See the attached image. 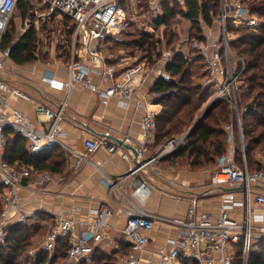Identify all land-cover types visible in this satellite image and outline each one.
<instances>
[{
	"label": "built area",
	"instance_id": "built-area-1",
	"mask_svg": "<svg viewBox=\"0 0 264 264\" xmlns=\"http://www.w3.org/2000/svg\"><path fill=\"white\" fill-rule=\"evenodd\" d=\"M29 5L24 14L25 28L48 23L57 17L70 19L71 39L68 46L69 59L65 64L66 75L56 76L53 71L43 75L50 88L63 90L65 97L58 100L57 107L52 109L43 103L36 102L31 95L8 82L0 75V244L4 242L9 226L13 221L23 222L27 209L20 193L25 169L9 163L4 155L9 133L15 134L27 142L31 153L56 147L67 153L66 167L78 171L84 164L92 165L101 173L105 186V199L92 209V215L86 219L66 216L56 217L50 223L42 249L48 256L53 255L54 245L58 239H66L68 246L65 255L58 264H77L93 251L95 243L106 236L109 220L113 215L114 198L110 192L119 189L122 177H111L100 168V163L90 156L103 146L109 154L119 151L120 145L107 142L104 138L84 137L82 150L68 141V133L63 131L61 123L67 106V94L73 86L80 85L97 93L101 97H118L130 99L135 89L144 83L153 70L149 59L134 60L125 66L118 67L107 61V43L120 41L133 20L126 4L132 5L135 0H26ZM159 0L153 1L154 12L159 14ZM18 0H0V40L11 17L18 9ZM159 4V5H158ZM208 11L214 9L213 2L207 3ZM220 25V38L201 39L192 35H183L181 42L192 55L201 59L204 77L202 83L214 91L208 97L226 98L236 120L237 133L240 138V162L229 157L219 164L211 175V183L222 185L233 183L242 185L240 198H225L217 215L206 211H197L190 207L181 217H169L155 212L145 211L132 205V212L127 215L120 231L130 241L132 250H142L147 242V233L158 221L173 225L179 229V236L168 240L169 247L160 252L155 259H142L136 256L122 258V264H234V255L248 264L249 256L259 242H264V159L258 169L247 166L243 131L239 120L236 88L240 73L245 67L244 59L233 53L229 46L230 34L226 29L228 20L236 25L255 29L260 19L249 14L242 0H219V12L216 16ZM56 21L54 22V24ZM80 50L82 51L81 55ZM0 69L5 67V58L9 56V47L0 49ZM155 61L156 52L150 54ZM237 62L234 66L233 61ZM22 99L34 102L37 122L34 123L13 100ZM243 107L241 110H245ZM142 151L154 136L156 128L155 111L146 109L140 118ZM223 128L232 134V123H224ZM188 131L169 139L161 149L160 155L185 144ZM122 158H129V151L120 152ZM159 156V155H158ZM156 156H151L154 160ZM221 159V158H220ZM219 159V160H220ZM144 164L134 165L131 171L140 169ZM78 226V232L68 235ZM37 250H29L35 255Z\"/></svg>",
	"mask_w": 264,
	"mask_h": 264
},
{
	"label": "crops",
	"instance_id": "crops-1",
	"mask_svg": "<svg viewBox=\"0 0 264 264\" xmlns=\"http://www.w3.org/2000/svg\"><path fill=\"white\" fill-rule=\"evenodd\" d=\"M153 1L149 0V2ZM138 2L139 0H135L136 4ZM152 7L154 12L155 7ZM159 8L161 10V4ZM159 14L154 12L152 17L154 18ZM181 19L184 28L181 29L176 25L177 40L171 48H166L162 35L157 37L155 32L152 33L153 37L161 40L159 52L162 55L154 64L152 63L153 70L150 72L149 77L135 89L130 99L101 97L80 85L73 86L67 94V106L61 123L62 130L68 133L69 143L82 150V139L87 136L104 138L107 142H112L109 138L99 136L91 131L94 130L119 137L130 144L140 145L141 129L139 122L143 113L148 108L155 111V116L161 111V104L157 102L150 90L152 83L160 75L169 77L165 70V65L172 54L180 52L184 56H189L191 52L181 42L183 35H191L190 21L184 18ZM55 21L56 23L54 24ZM70 23V19L67 17H57L48 23L41 22L40 24L47 28L45 30L54 29L53 33L49 31L50 36L46 34L47 37L43 39L48 38L47 40L53 46H66L68 51L71 39ZM159 26L155 28L158 29ZM200 26L202 29L200 33L201 39L218 40L220 38V25L215 16H212L209 22L201 20ZM136 35L131 24L128 31L123 33L120 41H109L106 45L108 51L107 61L122 67L131 61L141 60L142 58H138V53L140 54L142 51L135 45L128 44ZM231 36L232 34L230 33ZM112 44H114L113 47L120 46L121 49H126V53L118 52L114 57H110L109 53ZM47 51L49 50L47 49ZM79 53L78 55H81L82 51L80 50ZM54 56L56 59H62L64 54L56 50ZM0 58H2L1 52ZM4 61L5 67L0 69V75L5 77L10 84L27 92L36 102L55 109L58 100L65 97L63 90L50 88L46 80L43 79V75L49 71H53L56 76H65V65L54 67L50 64L39 63L29 67L28 70H20L18 74L23 79L22 81H16L11 80L10 75L7 76L4 71L9 67V71L12 74H16L15 72L19 71L14 66L21 64L15 63L10 56L6 57ZM233 63L234 66L238 65L235 60ZM203 77L204 75H200L197 80L202 81ZM13 104L21 109L34 123H38L34 102L17 99L13 100ZM226 123L233 122L227 121ZM232 132V134L227 132L228 144L226 152L231 154V158H234L232 154L235 147L240 146V138L237 128L233 124ZM237 141H239V145ZM154 142H156L155 132L139 160L147 158L150 145ZM24 143L27 147V142L24 141ZM124 149L120 147L119 151L109 154L105 147L99 146L90 156L93 161L100 163V168L105 174L111 177H122L118 186L123 194L121 195L115 190L110 192L115 200L112 205L113 215L109 220L106 236L96 242L93 248V250L101 249L106 252L115 264H122V258L127 256L155 259L160 252L169 247V238L180 234L177 227L156 221L147 233L148 238L143 249L139 251L132 250L130 241L120 231V227L127 215L132 212V205L145 211L169 217H181L185 215L190 207L197 211H206L215 216L219 212L223 199H235L242 196V191L236 184H212L211 175L214 171L212 166H206L200 170H192L184 159L182 161L186 162L181 168L165 171L163 180L147 176L146 168L152 164L151 160L140 169L131 171L135 162L130 152L129 158L121 157L120 152ZM63 155L66 159L67 153L65 151H63ZM256 157L258 161L264 159V155L261 153H258ZM21 168L26 171L25 177L22 179L20 193L27 209V217L23 221L29 228V246L31 247L27 249V254H29V250L42 249L47 229L56 217L66 216L86 219L92 215V209L97 207L101 200L105 199V186L102 183L101 173L92 165L84 164L78 171L68 169L66 161L63 162L60 170H35L27 166ZM14 223L16 221H13L11 225ZM77 230L78 226H75L68 236L72 237L74 233L78 232ZM64 240L66 241V239ZM56 245L58 244L55 243L53 252ZM91 255L92 252L87 257Z\"/></svg>",
	"mask_w": 264,
	"mask_h": 264
},
{
	"label": "trees",
	"instance_id": "trees-1",
	"mask_svg": "<svg viewBox=\"0 0 264 264\" xmlns=\"http://www.w3.org/2000/svg\"><path fill=\"white\" fill-rule=\"evenodd\" d=\"M214 4L212 12L208 11L207 3ZM161 13L153 18L155 27L163 24V40L166 48H171L177 40L175 21L178 13L190 21V34L201 37V20L209 22L219 12V0H160ZM249 14L260 19L259 27L251 29L244 25H236L228 20L226 29L232 36L229 46L233 53L240 55L245 67L240 73L236 88L239 120L243 131L245 158L249 169H258L260 161L256 155H264V0H242ZM28 1L18 0V9L22 15L28 8ZM175 17V19H174ZM170 23H174L170 25ZM168 29V30H167ZM166 30V31H165ZM161 40L154 38L151 32L141 31L128 44L135 45L145 56L156 49ZM125 43H127L125 41ZM9 47V56L17 64L32 61L36 58L35 32L28 29L19 38L12 32L5 31L0 40V49ZM67 55L66 46L55 48ZM149 56V55H148ZM147 56V57H148ZM152 64L153 61L150 59ZM169 77L158 76L150 90L161 111L155 116V140L166 142L186 131L185 144L164 155L163 161L173 162L177 158L186 160L193 170L211 165L217 155L226 151L227 132L222 124L236 120L232 108L226 98L216 99L205 114L193 125L200 115L201 105L208 99L211 89L197 80L203 76L201 59L198 55L184 56L175 52L165 65ZM240 97V98H239ZM245 107V110H241ZM199 115L197 116V114ZM197 116V117H196ZM196 117V118H195ZM192 126V128H190ZM9 133L5 148V159L18 169L31 167L35 170H60L66 161L63 151L59 148H46L38 153H31L24 140ZM234 159L241 160L240 146L235 147ZM254 165V166H253ZM53 255L38 249L35 256L27 254L29 246V228L24 222L12 224L5 240L0 244V264H58L65 255L67 241L58 239ZM77 264H115L113 259L101 249L93 250L92 255ZM195 264V263H194ZM249 264H264V242H259L249 256Z\"/></svg>",
	"mask_w": 264,
	"mask_h": 264
},
{
	"label": "rangeland",
	"instance_id": "rangeland-1",
	"mask_svg": "<svg viewBox=\"0 0 264 264\" xmlns=\"http://www.w3.org/2000/svg\"><path fill=\"white\" fill-rule=\"evenodd\" d=\"M152 6H153V2H149V0H139L138 4L134 3L133 5H132V3L126 4L127 9L131 12L132 17H133L134 21L132 23V28L136 34L141 32V31L146 30V31L151 32V33L155 32L156 33L155 35L157 37L161 36V35L163 36V30L165 27H164V25H161V26H159L158 29L155 28V25L153 22V17H152V15L154 13L152 11L153 10ZM177 16H179V18L177 21H175V24L173 22L172 23L169 22V24L170 25L174 24L175 27H176V25H178L182 29V28H184V26L181 23L182 14L178 13ZM174 19H175V17H174ZM23 20H24V15H22L21 12L19 11V9H17V11L11 17L7 27L5 28V31L8 30V31L12 32L13 37L19 38L21 34H23L25 31H27V29L24 27L25 24H24ZM45 29H47V28L41 24L33 26V31L35 32L36 58L32 61L25 62V63L18 65V66H14V67H17V70L19 71V72H15L16 74H12V72L9 71L10 68L7 67L4 71V73H6L7 76L10 75L9 77L11 80L13 79L16 81H22V79H23L22 76L18 74V73H20V70H24V69L28 70L29 67L36 65V64H39V63L50 64L54 67L55 66H64L66 64V62L69 59V55L64 54L62 59H56V57L54 56V53L56 51V49H55L56 46H53L52 43H49V41L47 40L48 38L43 39V38L47 37L46 34H48L50 36V32L53 33L54 29L49 30L50 32L48 30H45ZM154 38H156V37H154ZM162 39H164V38L162 37ZM113 45L114 44H112L111 49H110V53H109L110 57H114V55H116L118 52L126 53V51H127L126 49H121L120 46H114L113 47ZM47 49L49 51H47ZM159 49H160V47L158 44L156 49H153L152 51H150V54L154 51V52H156V58L157 59L160 58L162 53L159 52ZM150 54H148L149 56L147 55L148 56L147 57V56H145L144 52H141L140 54L138 53V56H139L138 58H142V59L147 58L150 60ZM157 59L155 61H157ZM155 61H153V64L155 63ZM214 94H215L214 91L211 90L210 97H213ZM207 100L201 105L199 113L208 104L209 101H207ZM199 113L197 114V116L199 115ZM161 142L162 141H156L152 145H150V150H149V154H148L149 156L147 155V157L156 156V158L154 160H151L152 164L146 168L147 176H149L151 178L155 177L158 180H163V177L165 175V171H167L168 169H172V170L179 169L186 162V161H182L178 158L176 160H174L173 162L163 161L162 157L164 155H166L167 153H163L160 155V152H161V149L163 148V146L166 145L167 142H166V140L163 143H161ZM237 144L239 145V141H237ZM230 155L231 154H228L226 151L220 155H217L215 158V161L209 166H212V168L214 170L217 169L219 164L223 163L224 159H228L230 157ZM232 155L236 156V154H234V152ZM22 169L23 168H21L19 170L22 171ZM234 264H243L242 258L239 255H234ZM248 264H249V262H248Z\"/></svg>",
	"mask_w": 264,
	"mask_h": 264
},
{
	"label": "water",
	"instance_id": "water-1",
	"mask_svg": "<svg viewBox=\"0 0 264 264\" xmlns=\"http://www.w3.org/2000/svg\"><path fill=\"white\" fill-rule=\"evenodd\" d=\"M215 100L216 99L212 100L210 103L206 105V107L202 110V112L197 117V119L194 121L192 126H194V124L205 114V112L208 110V108H210V106L215 102ZM192 126L190 128H192ZM91 131L99 136L109 138L115 144L120 145L121 147L128 150L132 154L133 161L135 162L136 166L145 164L150 160V157H147V158L145 157L142 160H139V157H141L144 154V151H142L138 145L127 143L125 140L119 137L113 136L111 134H108V133L98 132L94 130H91ZM238 188L241 189L242 185H238ZM259 188L264 191V186H259Z\"/></svg>",
	"mask_w": 264,
	"mask_h": 264
}]
</instances>
